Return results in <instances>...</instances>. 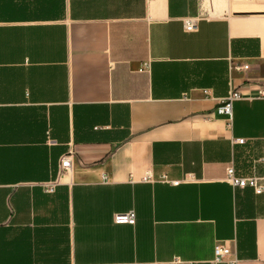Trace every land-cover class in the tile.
Masks as SVG:
<instances>
[{"label": "crops", "instance_id": "0c3cea01", "mask_svg": "<svg viewBox=\"0 0 264 264\" xmlns=\"http://www.w3.org/2000/svg\"><path fill=\"white\" fill-rule=\"evenodd\" d=\"M261 89L264 0H0V264H264Z\"/></svg>", "mask_w": 264, "mask_h": 264}, {"label": "built area", "instance_id": "2783aa9c", "mask_svg": "<svg viewBox=\"0 0 264 264\" xmlns=\"http://www.w3.org/2000/svg\"><path fill=\"white\" fill-rule=\"evenodd\" d=\"M197 18L196 17H184L183 19V28L185 31H194L197 28ZM248 65H231V69L234 70H246ZM257 97H264V90L261 89L257 92ZM243 98V95L237 89L230 91L227 96L223 97L218 103L217 107L214 111L220 115L227 116V119L230 121L232 118V104L234 100ZM235 142L243 144V139H236ZM69 155H65L60 160L61 168L66 172L70 167ZM225 181L230 184L233 188L239 187H249L254 190L255 193H261L263 191V185L260 182V178L255 175H242L235 167L232 165L228 166L225 169ZM144 179H149L146 175ZM174 184H177L178 181H171ZM44 191L52 192L56 185L55 181L44 182L41 184ZM113 221L117 224H133L135 221V212L133 210H128L124 212H118L113 215ZM215 263L226 262V264H237V259L231 253L228 244L225 242H221V244H216L213 250Z\"/></svg>", "mask_w": 264, "mask_h": 264}]
</instances>
